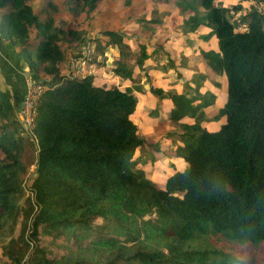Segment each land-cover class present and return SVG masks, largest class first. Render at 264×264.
Instances as JSON below:
<instances>
[{
    "label": "trees",
    "instance_id": "obj_1",
    "mask_svg": "<svg viewBox=\"0 0 264 264\" xmlns=\"http://www.w3.org/2000/svg\"><path fill=\"white\" fill-rule=\"evenodd\" d=\"M34 1L0 0V263L256 264L252 251L264 262V15L250 9L233 20L242 7L223 0H155L174 4L181 16L174 31L186 43L187 35L216 40V50H198L208 70L191 71L176 91L148 74L162 69L160 58L172 64L162 42H149L163 22L157 11L130 21L142 39L112 31L91 39L96 68H107L108 46L117 53L107 68L112 81L101 82L65 76L68 58L87 40L70 23L56 25L53 0H38L36 11ZM101 1L64 0L62 10L75 20ZM111 1L129 7L132 0ZM24 68L45 87L29 134L18 119L26 85L10 77ZM209 72L224 80V91L208 119L218 98L201 89L219 86ZM137 94L155 102L153 114L168 101L172 127L157 122L153 135L142 132L133 121ZM220 118L218 128L206 126ZM165 138L180 143L172 147L180 166L171 164L161 189L147 169ZM26 143L36 151L29 196ZM18 221L13 239L5 232ZM41 236L74 247L56 257Z\"/></svg>",
    "mask_w": 264,
    "mask_h": 264
},
{
    "label": "rangeland",
    "instance_id": "obj_2",
    "mask_svg": "<svg viewBox=\"0 0 264 264\" xmlns=\"http://www.w3.org/2000/svg\"><path fill=\"white\" fill-rule=\"evenodd\" d=\"M56 5L59 6L60 12L55 14V20L56 25L64 26L65 23H70V25L77 31L81 32L87 41H91V39H94L98 36V34L102 31H112L117 32L120 34H124L127 37H139L142 39L144 37L141 32L139 31H133L130 30V21L137 20L139 18L145 17L148 18L150 13L152 11H157L159 15L162 17V25L158 28L156 31L154 37L149 41L150 43H154L156 41L162 42L164 51L166 52L168 59L172 63L169 66H166V60L165 57L160 58L156 60V63L162 66V69H151L148 71V74L153 77L154 81L157 82L158 85L166 84L169 86H172L174 90L180 91L182 89V85L185 81L191 78L190 74L186 71L187 66L186 65H195L201 58H197L198 54L196 52L188 54L187 57H185V53H182L183 51V45L185 48V43L183 42L184 37L177 36V32L174 31V28L180 24L181 22V16L179 15L178 11L175 9L173 3H163V2H157L155 0H132L131 5L129 7H122L120 1H111V0H102L95 11H93L90 15H86L85 13H81L78 17H76L75 20H72L71 16L69 14H65L62 10V3L64 0H53ZM236 0H223V4L227 7L236 6L231 3H235ZM246 3L243 2V6H245ZM32 8L36 11L38 10V0H35L32 3ZM240 30H243L240 27ZM204 31V30H203ZM206 31V30H205ZM204 31V32H205ZM127 32V34H126ZM178 37V41L176 38ZM188 37V36H187ZM191 38V35H190ZM176 40V41H175ZM93 42V41H92ZM196 40L190 41V47L196 49ZM94 43V42H93ZM95 46V43H94ZM202 47V46H200ZM214 42H211L209 44H205L203 48L210 49L215 48ZM81 48V47H80ZM79 48V50H80ZM79 50H77L75 53H77ZM195 51V50H194ZM117 55L116 51L108 46L106 48V52L103 55V58L105 59L106 67L108 68L110 64L114 61L115 56ZM72 57L68 58L66 64L64 65V74L66 76L67 68L69 64V60ZM93 58H94V49L93 54L91 55L90 60L86 63V65H83L82 70L86 71L87 75L96 76L100 78L101 82H111V73L107 71V68H95L93 64ZM102 57H98L97 61H101ZM181 59V62H180ZM180 62V63H179ZM93 68V69H92ZM205 69L208 70V68L205 66ZM82 70H79L76 77H83L81 75ZM209 76L212 79L216 80V83L219 84V86H212L204 84V87L201 89L202 93L207 91L208 89L212 91V93L216 94V97L218 98L220 102V98L223 96L224 91V80L222 78L214 77V75L209 72ZM145 86V89H147V84L145 80L142 78V82ZM140 98V102H142V110L141 112L138 111L136 115L133 118L134 123L139 127V129L149 135H153L154 131L153 128H155L156 123H162L165 127L170 128L172 125L169 122L168 118V110H169V104L168 101H163L159 105L158 111H156V114H153V110L155 109V102H152L150 100L148 95L144 94H137ZM220 107V103H215L213 106L212 111L207 115V118H211L216 116L217 109ZM22 111V107H21ZM156 115V116H155ZM20 117L19 121L21 123V126L26 130V132L29 134V130L25 128L23 125V121L21 119V115H18V118ZM184 121L190 122L188 117L184 119ZM224 118H220L217 121H211L207 124V127L211 130H214L219 127L221 123H223ZM180 143L176 141H172L171 139H163L159 150L154 152L155 160L152 162V164L149 166L151 167L150 172H148V179L153 181L157 187L163 189L164 187V179L166 174H168L172 169L173 165L177 168L180 166L179 161L175 158L173 154L172 147L178 146ZM141 156L142 158H145L147 156V152L143 150ZM21 163L26 168L25 174L22 176V187L24 188L25 196H29L30 192L28 189V186L31 182L34 170H35V164H36V151L35 148L31 147L28 143L25 145V150L23 151V154L21 156ZM171 164H173L171 166ZM22 203H20L21 205ZM19 232V221L14 226L13 232L9 233V231H6L5 233L15 239ZM40 242L42 246H46L54 256L59 257L62 254H64L66 249L68 247L73 248L74 245L66 244L62 245L63 241L61 239H57L54 241L53 245H49L50 239L45 236L40 237ZM89 240H85L82 242V246L85 247ZM254 252V258H256V264H264L263 260L261 259V254H258L259 257ZM251 255H247V257H244L247 260H250L252 258ZM0 255H1V248H0ZM1 264V263H0Z\"/></svg>",
    "mask_w": 264,
    "mask_h": 264
},
{
    "label": "built area",
    "instance_id": "obj_3",
    "mask_svg": "<svg viewBox=\"0 0 264 264\" xmlns=\"http://www.w3.org/2000/svg\"><path fill=\"white\" fill-rule=\"evenodd\" d=\"M243 2L246 3L243 6ZM233 5H241L242 10L238 12H231L233 16V20L237 19L242 13L249 11L250 9H255L259 14L264 15V2H258L257 0H236L235 3H231ZM243 30H246L245 26L241 27ZM240 29V28H239ZM264 30V27H263ZM94 43L92 41L85 42L80 50L75 53V56L69 60L68 68L66 76L74 78L76 77L79 70H82L83 65H86L88 61H91V55L93 54ZM93 69V68H92ZM81 75L87 76L86 71L82 70ZM91 75V71H90ZM45 89L41 84L31 82L27 85L26 94L24 96L22 102V111H21V119L23 121V125L26 129L30 130L32 128L33 119L35 115V104Z\"/></svg>",
    "mask_w": 264,
    "mask_h": 264
},
{
    "label": "crops",
    "instance_id": "obj_4",
    "mask_svg": "<svg viewBox=\"0 0 264 264\" xmlns=\"http://www.w3.org/2000/svg\"><path fill=\"white\" fill-rule=\"evenodd\" d=\"M216 2H217V0H216ZM205 32H204V31ZM207 32V29L206 28H200L199 29V34H204V33H206ZM180 36V37H182L180 34H177V36ZM188 37V43H186L183 39V42L185 43V48H184V45H183V51H182V53H185V57H187L188 56V54H190V53H193V52H196L197 54H198V50L201 48V49H205V48H203V46H205V44H209V43H211V42H214V44H215V46H216V40L212 37V38H210L208 41H206V42H204V41H201L199 38H197L195 35H191V38H190V35H187ZM176 40L178 41V37L176 38ZM175 40V41H176ZM192 40H196L197 42V45H196V49H194V48H192V47H190V41H192ZM200 46H202V47H200ZM216 48L217 47H215V48H210L211 50H216ZM115 50V49H114ZM195 50V51H194ZM205 50H209V49H205ZM116 51V50H115ZM98 58V57H97ZM97 58H96V60H97ZM197 58H200L199 57V54H198V57ZM202 60V59H201ZM97 62H99V61H97ZM187 66V72L190 74V76H191V71H196V72H203V71H205L206 69H205V65H204V62L203 61H198L197 63H195V65L193 66V65H186ZM96 68V67H95ZM14 69H15V67H14ZM98 69V68H97ZM17 75H21L22 76V79H23V82H24V84L26 85V89H27V85L29 84V83H31V82H34L33 81V77L31 76V75H29V73H27V70H26V68H24V69H22L21 71H19V69H18V71H16V72H13V74H11V78H12V81H14V82H16V78L18 77ZM5 87H6V89L9 91V94L11 95V96H14V89L12 88V86L10 85V86H7V85H5ZM144 88H145V86H144ZM209 90V89H208ZM202 92V91H201ZM212 92V91H211ZM138 99H140L139 97H138ZM139 102H140V100H139ZM216 103H220L219 102V100L216 102ZM167 104H169V103H167ZM215 105V104H214ZM220 106H221V103H220ZM21 107H22V102L18 105V111L21 113ZM142 102H140V109H139V111L141 112V110H142ZM169 107H170V104H169ZM212 109H213V107H212ZM212 111V110H211ZM210 111V112H211ZM209 112V113H210ZM20 116V115H19ZM18 119H20V117L18 118ZM213 122V121H212ZM222 124V123H221ZM207 126V125H206ZM153 131V130H152Z\"/></svg>",
    "mask_w": 264,
    "mask_h": 264
}]
</instances>
